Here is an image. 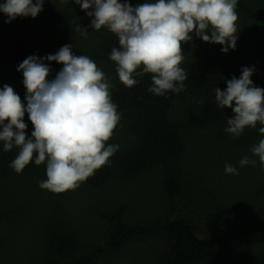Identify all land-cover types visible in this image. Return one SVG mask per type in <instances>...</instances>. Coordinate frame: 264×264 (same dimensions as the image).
Returning <instances> with one entry per match:
<instances>
[{
	"label": "trees",
	"instance_id": "16d2710c",
	"mask_svg": "<svg viewBox=\"0 0 264 264\" xmlns=\"http://www.w3.org/2000/svg\"><path fill=\"white\" fill-rule=\"evenodd\" d=\"M144 2L129 0L133 7ZM236 12V49L225 54L222 45L192 33L182 45L184 90L164 96L148 91L153 74L130 88L119 81L109 58L118 37L91 28L93 17L74 0H45L35 18L10 23L0 12V89L11 86L26 106L19 64L72 44L74 54L89 56L106 74L121 115L106 142L119 145L110 163L63 193L39 187L47 179L44 164L33 160L17 173L10 164L19 149L5 151L0 142V264H264V165L251 152L264 139L261 125L234 137L225 128L235 114L215 102V88L226 90L244 67L254 66L251 79L264 88V0H238ZM45 63L49 80L63 67ZM24 122L30 136L27 113ZM245 156L256 166H241ZM226 164L239 174L226 173ZM147 180L160 200L156 214L126 196L104 201L113 188L130 190Z\"/></svg>",
	"mask_w": 264,
	"mask_h": 264
},
{
	"label": "clouds",
	"instance_id": "9594fccd",
	"mask_svg": "<svg viewBox=\"0 0 264 264\" xmlns=\"http://www.w3.org/2000/svg\"><path fill=\"white\" fill-rule=\"evenodd\" d=\"M44 2L5 0L0 12L8 17L6 23L17 17L35 18ZM74 2L93 17L91 28L104 27L118 37L119 48L113 47L109 58L116 64L119 81L129 88L150 73L149 92L164 96L183 91L188 73L181 67L185 60L182 45L193 40L192 33L206 43L222 45L225 54L236 49L238 0H145L135 7L129 0ZM76 30L87 36V28L77 25ZM72 49V44H66L54 55L28 56L19 64L26 106L11 86L0 89V142L5 151L19 149L10 167L21 173L33 160L38 166L44 164L47 179L39 187L54 193L78 188L95 170L109 164L119 149V145L106 144L121 120L118 105L112 102L113 85L94 60ZM45 61L63 65L54 79H48L51 68ZM254 71V66L244 67L239 78L226 81V90L215 88L217 107L231 108L235 114L225 128L234 137L257 124L264 135V88L253 83ZM25 113L34 127L30 136L26 135ZM251 152L264 165V139ZM256 163L248 156L239 161L241 166ZM225 172L239 174L230 164L225 165Z\"/></svg>",
	"mask_w": 264,
	"mask_h": 264
},
{
	"label": "rangeland",
	"instance_id": "374dc122",
	"mask_svg": "<svg viewBox=\"0 0 264 264\" xmlns=\"http://www.w3.org/2000/svg\"><path fill=\"white\" fill-rule=\"evenodd\" d=\"M121 195L132 199L136 204H141L147 214L153 215L159 211L160 200L153 180L143 181L130 190L113 188L106 192L104 201L106 203L113 202Z\"/></svg>",
	"mask_w": 264,
	"mask_h": 264
}]
</instances>
